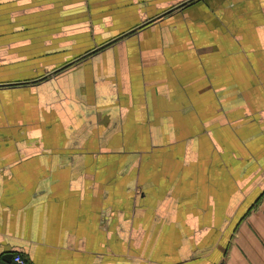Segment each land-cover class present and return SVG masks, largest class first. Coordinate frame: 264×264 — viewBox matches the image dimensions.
<instances>
[{
	"label": "crops",
	"instance_id": "obj_1",
	"mask_svg": "<svg viewBox=\"0 0 264 264\" xmlns=\"http://www.w3.org/2000/svg\"><path fill=\"white\" fill-rule=\"evenodd\" d=\"M183 1L0 0V264H264V0Z\"/></svg>",
	"mask_w": 264,
	"mask_h": 264
},
{
	"label": "rangeland",
	"instance_id": "obj_2",
	"mask_svg": "<svg viewBox=\"0 0 264 264\" xmlns=\"http://www.w3.org/2000/svg\"><path fill=\"white\" fill-rule=\"evenodd\" d=\"M186 1V0H185ZM197 1H199V0H190L189 2H187V3H185V4H183V5H187V4H192V3H194V2H197ZM184 2V1H183ZM182 2V3H183ZM181 4V3H180ZM180 4H178V5H176L175 7H173L172 9H169L168 11H166L165 13H163L162 15H159V17H161V16H163V15H166V14H168V13H171L173 10H175V9H179L181 6H179ZM42 10V14L44 13L43 11L44 10H48V8H42L41 9ZM50 10V9H49ZM65 8L64 7H58L57 8V16H58V21H60V19H61V17L62 16H64L65 15ZM69 10H72L73 11V14L74 15H77V14H80L81 13V11H83V10H85V8L84 7H81V6H77V7H74L73 9H69ZM71 11V12H72ZM90 14V13H89ZM83 17H87V15H86V13L85 14H83L82 15ZM155 21V18H153V19H151V20H149L148 22H145V23H143L142 25H140V27H143V26H146V25H148V24H150V23H153ZM61 27V25L60 24H58V28H60Z\"/></svg>",
	"mask_w": 264,
	"mask_h": 264
},
{
	"label": "built area",
	"instance_id": "obj_3",
	"mask_svg": "<svg viewBox=\"0 0 264 264\" xmlns=\"http://www.w3.org/2000/svg\"><path fill=\"white\" fill-rule=\"evenodd\" d=\"M25 259L20 253H13L11 257V261L8 264H25Z\"/></svg>",
	"mask_w": 264,
	"mask_h": 264
},
{
	"label": "water",
	"instance_id": "obj_4",
	"mask_svg": "<svg viewBox=\"0 0 264 264\" xmlns=\"http://www.w3.org/2000/svg\"><path fill=\"white\" fill-rule=\"evenodd\" d=\"M190 0H186V1H184L183 3H181L179 6H182L183 4H185V3H187V2H189ZM140 27V26H139ZM138 27V28H139ZM132 31V30H131ZM130 32V31H129ZM122 36V35H121ZM120 37V36H119ZM99 47H97V49H98ZM11 257H12V253H5V254H3V256H2V260L3 261H5L6 263H10V261H11Z\"/></svg>",
	"mask_w": 264,
	"mask_h": 264
},
{
	"label": "trees",
	"instance_id": "obj_5",
	"mask_svg": "<svg viewBox=\"0 0 264 264\" xmlns=\"http://www.w3.org/2000/svg\"><path fill=\"white\" fill-rule=\"evenodd\" d=\"M189 5V4H188ZM26 262V261H25ZM25 264H28L27 262Z\"/></svg>",
	"mask_w": 264,
	"mask_h": 264
}]
</instances>
